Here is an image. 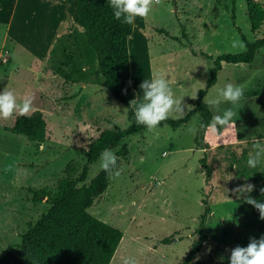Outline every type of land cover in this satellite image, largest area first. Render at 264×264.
<instances>
[{"label":"rangeland","instance_id":"1","mask_svg":"<svg viewBox=\"0 0 264 264\" xmlns=\"http://www.w3.org/2000/svg\"><path fill=\"white\" fill-rule=\"evenodd\" d=\"M246 1L235 0L233 5L232 0H161L146 18L138 17L128 38L135 100L142 98L145 79L162 76L186 106L183 118L210 77L212 64L200 53L213 58L238 54L245 51L241 34L249 42L264 37V23L251 31ZM254 1L264 6V0ZM53 6L50 0H32L30 9L18 11L11 25L0 22V92L7 87L18 102L32 97L33 110L26 115L39 111L48 130L44 141L31 142L6 130L19 113L0 118V253L14 250L49 207L36 194L54 193L68 171L76 177L86 162L82 151L100 132L128 125L126 109L102 86L96 55L75 20V27H67L45 50L57 16ZM66 56L73 62L64 69L69 80L56 71ZM4 57L7 65L1 61ZM227 83L246 85L236 104H205L212 118L231 108L235 116L230 127L217 125L199 133L200 117L194 115L177 129H147L123 140L112 149L118 176L103 170L99 160L89 167L84 184L102 174L108 182L87 211L123 234L110 264H124L127 258L136 264H181L196 239L204 201L211 213L197 262L230 264L229 249L264 236L259 212L233 193L249 183L255 186L250 195L264 202V176L256 180L264 163L253 173L246 161L238 162L264 141V49L251 64H223L207 91L208 101ZM138 103L132 105L134 110ZM204 156L212 170L209 181L200 164ZM9 164L13 169L5 172ZM170 237L171 243L162 244Z\"/></svg>","mask_w":264,"mask_h":264},{"label":"trees","instance_id":"2","mask_svg":"<svg viewBox=\"0 0 264 264\" xmlns=\"http://www.w3.org/2000/svg\"><path fill=\"white\" fill-rule=\"evenodd\" d=\"M232 3L234 5L235 0H232ZM74 9L75 22L84 31L86 42L96 55L102 86L126 109L128 125L125 128L112 126L100 132L82 151L86 162L76 177L73 172L68 171L59 181L54 193L41 190L36 194L37 199L44 197L49 207L28 227L14 250L0 253V264H110L123 241V234L119 229L97 219L87 211L96 196L106 188L107 175L102 174L94 178L88 185L84 182L89 167L99 160L103 149H115L123 140L148 129L137 124L131 105L135 100V92L130 82L128 38L132 35L133 26L117 21L107 0H74ZM246 15L251 31L255 32L264 23V6L254 0H247ZM231 18L235 20L234 10ZM159 32L167 34L164 30ZM241 40L245 47L242 53H225L216 58L200 53V56L212 64L206 88L200 90L197 97L191 101L192 108L183 118H168L157 127L169 126L177 129L187 124L194 115L200 117L199 133L209 127L212 116L203 99L208 89L216 83L222 65L251 64L257 52L264 49V37L249 42L241 34ZM72 63V57L66 56L56 69L57 73L69 80L71 75L64 69ZM6 130L22 135L31 142H42L48 134L46 122L39 111L17 116ZM242 161L247 162V158L238 159V162ZM200 164L205 170L206 181H209L212 170L205 156ZM242 171L246 172L245 168ZM251 172L255 173L253 168ZM263 176L264 172L257 175L256 180H261ZM204 206L195 230L196 239L181 264H203L197 262L196 257L206 240V222L211 213L207 201H204ZM171 242L170 237L164 239L162 244Z\"/></svg>","mask_w":264,"mask_h":264},{"label":"clouds","instance_id":"3","mask_svg":"<svg viewBox=\"0 0 264 264\" xmlns=\"http://www.w3.org/2000/svg\"><path fill=\"white\" fill-rule=\"evenodd\" d=\"M113 9V15L117 21H121L129 26H134L136 19L146 18L152 11L154 5H159L161 0H107ZM142 89V98L138 96L131 105L139 103L134 110L135 119L138 125H143L149 130L157 127L162 121L173 115L174 118H180L185 114V105L181 99L174 97L169 81L162 76H154L151 79H145L140 85ZM246 85H234L227 83L219 90L217 97L208 101L205 97L204 103L219 105L222 102L236 104L243 96ZM188 111L191 106H187ZM33 110V98L26 96L18 102L16 94L7 87L0 92V118L9 119L19 113L26 115ZM235 113L231 108L225 109L222 114L213 116L209 127L215 129L217 125L230 127L233 123ZM100 167L109 173V175L118 176L119 170H115L117 156L111 148H105L101 151L99 157ZM264 163V141L255 144L254 151L248 153L247 165L255 168ZM14 165L9 164L4 171L13 169ZM255 190V186L249 183L238 186L233 189V193L238 198H243L244 202L253 206L260 214V219L264 220V202L253 198L250 194ZM264 196V188L260 189ZM230 253V264H264V236L259 240L250 238L246 247L235 246L228 250ZM124 264H136L134 258H127Z\"/></svg>","mask_w":264,"mask_h":264},{"label":"crops","instance_id":"4","mask_svg":"<svg viewBox=\"0 0 264 264\" xmlns=\"http://www.w3.org/2000/svg\"><path fill=\"white\" fill-rule=\"evenodd\" d=\"M50 1H52L54 4L53 9H54V13L57 16L53 18L54 32L52 35V39L46 45L45 50L54 41V38L58 34L66 31L67 27H75L74 26L75 9L74 12L71 11L72 3L70 2V0H50ZM31 3L32 0H0V22L11 25L18 11L22 12L23 10L30 9ZM73 5H74V0H73Z\"/></svg>","mask_w":264,"mask_h":264},{"label":"built area","instance_id":"5","mask_svg":"<svg viewBox=\"0 0 264 264\" xmlns=\"http://www.w3.org/2000/svg\"><path fill=\"white\" fill-rule=\"evenodd\" d=\"M1 61H2V63H3L4 65H7V63H8V61H7V58H5V57H4V58H2V60H1Z\"/></svg>","mask_w":264,"mask_h":264}]
</instances>
